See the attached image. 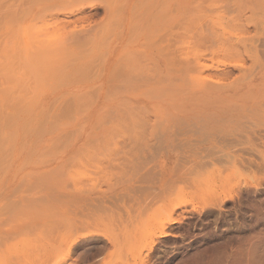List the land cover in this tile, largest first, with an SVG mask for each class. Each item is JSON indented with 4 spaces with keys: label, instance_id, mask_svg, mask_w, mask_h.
<instances>
[{
    "label": "rangeland",
    "instance_id": "1",
    "mask_svg": "<svg viewBox=\"0 0 264 264\" xmlns=\"http://www.w3.org/2000/svg\"><path fill=\"white\" fill-rule=\"evenodd\" d=\"M107 1L0 0V264H264V0Z\"/></svg>",
    "mask_w": 264,
    "mask_h": 264
},
{
    "label": "bare ground",
    "instance_id": "2",
    "mask_svg": "<svg viewBox=\"0 0 264 264\" xmlns=\"http://www.w3.org/2000/svg\"><path fill=\"white\" fill-rule=\"evenodd\" d=\"M51 1H53L55 4H61V3H63V1L64 0H51ZM89 1V2H88ZM93 1H95V0H93ZM93 1H91V0H76V4H84V2H86V3H91V4H89L90 5V7L91 8H94V10H96L97 9V4L98 3H94ZM117 0H108L106 3H101L102 5H103V11H105V12H103V13H106L107 14V16L106 17H112L113 16V11H114V5H115V2H116ZM73 2V1H72ZM71 2V3H72ZM142 0H124L123 2H122V4H121V11H120V21H119V25H120V31H119V36H118V38H117V41L118 42H120V41H122L121 39L123 38V37H127L128 36V33H129V25H131V24H133L134 22L135 23H137L138 24V21L140 20V18L139 17H136V16H134V12H135V10H136V8H137V6L139 5V3H141L142 4ZM75 4V5H76ZM84 7L82 6V7H80V8H76V9H73V11L75 12V11H77V10H81V9H83ZM94 16V14H91L90 16H88L89 18L90 17H93ZM104 19H105V17H104ZM103 20V19H102ZM114 20V22H115V24H117V20L116 19H113ZM134 20V21H133ZM133 21V22H132ZM101 23V22H100ZM107 23V22H106ZM110 23V22H109ZM99 24V23H98ZM88 25H90V23L88 22L87 23V27H88ZM97 25V24H96ZM95 25V26H96ZM85 26V25H84ZM86 27V26H85ZM82 28H83V26H82ZM92 28V27H91ZM95 27L93 26V30L92 29H87V28H85V29H81V30H77V29H74L73 31H71V33H70V35L68 36V40L69 41H71V42H77L78 41V38H79V36H80V34H81V32L82 33H84V32H86L87 34L88 33H94V32H96L98 29L97 28H95ZM85 33V34H86ZM84 34V37H86V35ZM87 36H89V35H87ZM89 38H90V36H89ZM93 40H95V38L93 39ZM123 40H125V38L123 39ZM91 41H92V38H91ZM116 41V42H117ZM94 44V43H93ZM96 44V43H95ZM99 45V44H98ZM101 45V44H100ZM115 45H116V43H115ZM97 46V45H96ZM94 47H95V45H94ZM96 49V48H95ZM127 50V49H126ZM125 50V52H124V54L126 53V52H128V51H126ZM131 50H129V52H130ZM132 53V52H131ZM92 54H94V53H92ZM70 55V54H69ZM126 55H127V53H126ZM66 56H64V58H65ZM114 57V56H113ZM123 57H124V59H123ZM123 57H121L122 59H120V58H116L115 59V63H116V67H118V68H120L119 69V73H117V74H120L121 72H122V74L125 76V77H129V76H131V74H130V71H129V64H131L132 63V60L136 57L135 56V53L134 54H128L127 56H123ZM126 57V58H125ZM68 58H70V56H68ZM68 58H65V59H68ZM121 60V61H120ZM101 62V61H100ZM122 64V65H121ZM114 65V63L112 64V66ZM133 65V64H132ZM104 66V65H103ZM111 66V67H112ZM115 66V65H114ZM113 66V67H114ZM116 67H114V68H116ZM111 69V68H110ZM109 70V69H108ZM113 70H115V69H113ZM112 70V71H113ZM133 70V69H132ZM116 71V70H115ZM129 71V72H128ZM109 72V71H108ZM107 72V73H108ZM132 72V71H131ZM115 73V72H114ZM110 74V73H109ZM116 74V73H115ZM112 76V75H111ZM123 76V77H124ZM109 77H110V75H109ZM152 200H154V199H152ZM160 215H161V213H159V214H157V218H159L160 217ZM164 222L159 226V230H157V228L156 227H154V226H150L149 227V231H148V234H150V233H152L153 232V234L154 235H156V234H162V235H164L165 233H166V229H168V230H171V229H173L174 227H173V225H174V223L176 222V217H172V215L171 214H167V215H165L164 216ZM165 227V228H164ZM85 239H87V238H75L74 239V242H75V244H81V243H83L84 241H85ZM110 242L112 243L113 242V239H110ZM151 244V243H150ZM152 245V244H151ZM150 245V246H151ZM140 248L141 249H143V245H141V243H140ZM60 250L62 249V244L60 245V248H59ZM150 250H151V247H150ZM49 254H47V256H48ZM53 256H54V254H51V255H49L47 258L48 259H51V258H53ZM93 255L91 254V256H90V258L92 257ZM128 261H122V263L121 264H128L127 263ZM113 263H115V261L112 259L110 262H108L107 264H113ZM117 264V263H116Z\"/></svg>",
    "mask_w": 264,
    "mask_h": 264
}]
</instances>
